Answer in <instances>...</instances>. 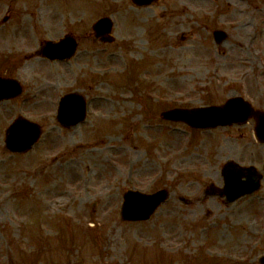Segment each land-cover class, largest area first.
Segmentation results:
<instances>
[{
  "label": "rangeland",
  "instance_id": "1",
  "mask_svg": "<svg viewBox=\"0 0 264 264\" xmlns=\"http://www.w3.org/2000/svg\"><path fill=\"white\" fill-rule=\"evenodd\" d=\"M102 17L110 35H96ZM2 33L0 76L18 78L22 93L0 103V264H263L254 119L200 130L161 112L235 96L264 110V0H0ZM65 36L78 45L72 58L40 53ZM70 92L88 111L66 128L58 108ZM19 115L43 134L13 154L6 130ZM228 161L256 166L261 189L228 202ZM162 188L170 197L149 220L122 219L127 190Z\"/></svg>",
  "mask_w": 264,
  "mask_h": 264
},
{
  "label": "water",
  "instance_id": "2",
  "mask_svg": "<svg viewBox=\"0 0 264 264\" xmlns=\"http://www.w3.org/2000/svg\"><path fill=\"white\" fill-rule=\"evenodd\" d=\"M136 1H146V3H149L152 0ZM95 27L98 34L111 31V23L108 18L101 19ZM225 37L224 32H216V39L218 41L225 39ZM67 40H62L60 43L48 42V47L44 50V54L51 58L71 56L75 51L76 44L74 41L69 44ZM20 92L21 87L16 80L0 78V101L13 97ZM163 116L168 119L185 121L197 128L244 123L251 116H255L259 120L257 126L259 137L264 140V135H260L261 132H264V114L255 110L243 97L231 98L222 106L196 109L177 108L164 112ZM84 118L85 106L83 98L78 94L65 95L60 106V121L70 126L82 121ZM40 133L41 128L38 124L19 117L8 130L7 145L9 148L17 151L28 150L39 139ZM246 170L247 173H244L242 167L232 162L226 165V192L231 200L245 193H251L260 187L259 181L262 176L257 174L255 167H248ZM248 173L247 182L241 181L242 174ZM168 196L169 194L166 190H161L151 195L130 190L125 194L122 216L126 220L148 219Z\"/></svg>",
  "mask_w": 264,
  "mask_h": 264
},
{
  "label": "bare ground",
  "instance_id": "3",
  "mask_svg": "<svg viewBox=\"0 0 264 264\" xmlns=\"http://www.w3.org/2000/svg\"><path fill=\"white\" fill-rule=\"evenodd\" d=\"M56 6H57L56 4H53V8L50 10V12L54 11V8H56ZM51 14H53V13H51ZM52 17L55 18V16H52ZM52 28H53V30L55 29V32L58 31L57 30V24H53ZM22 33L24 34L22 37H25L26 38V42H28L30 44L31 41H32V37L29 35V32L27 30V27H24V30H23ZM0 38H1L2 41H4V40L7 41V39H8V37H6L5 35H3V33H2V36ZM8 41H9V39H8ZM114 60H115V62H117V64H121V61L118 60L117 57H114ZM64 142H65L64 138H59V137H57V140H52L51 141V144H50V149H49L50 153L51 152H54L56 149H58ZM102 142H104V141L102 140ZM72 178L75 179V178H77V176L74 175V173H72ZM46 191H48L49 193L53 192L54 194L60 192V191L57 190V188H54V187H47L46 188ZM64 193L65 192L62 191L61 195L62 196L65 195ZM223 233H225V232L222 230L221 231V234H223Z\"/></svg>",
  "mask_w": 264,
  "mask_h": 264
},
{
  "label": "flooded vegetation",
  "instance_id": "4",
  "mask_svg": "<svg viewBox=\"0 0 264 264\" xmlns=\"http://www.w3.org/2000/svg\"><path fill=\"white\" fill-rule=\"evenodd\" d=\"M255 122V121H254ZM1 263V262H0Z\"/></svg>",
  "mask_w": 264,
  "mask_h": 264
}]
</instances>
